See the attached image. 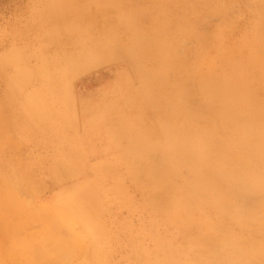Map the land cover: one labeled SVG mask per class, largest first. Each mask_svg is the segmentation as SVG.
Returning <instances> with one entry per match:
<instances>
[{"label": "bare ground", "instance_id": "obj_1", "mask_svg": "<svg viewBox=\"0 0 264 264\" xmlns=\"http://www.w3.org/2000/svg\"><path fill=\"white\" fill-rule=\"evenodd\" d=\"M12 27L11 44L0 52V134H9L0 135V149L11 155L14 144H26L28 117L35 121L47 166L19 162L18 173L24 182L23 174H40L32 187L37 196L59 168L52 158L86 173L91 157L106 156L125 169L130 191L147 199L142 208L150 224L163 228L137 245L138 232L123 228L127 252L135 256L139 249V264H152L154 254L158 264H264V0H30ZM205 56L210 62L201 71L197 62ZM108 65L122 69L123 83L114 90L119 105L82 102L81 134L57 125H67L75 111L74 80ZM59 105L71 114L59 115ZM110 120L119 139L104 131ZM4 179L3 251L16 250L7 241L24 230L33 240L43 235L60 243L50 233L59 234L55 219L38 217L32 207L35 218L27 216L28 206ZM122 179L115 182L118 195L128 191ZM82 181L43 209L62 213L102 246L116 217L104 183ZM39 226L41 234L30 231ZM180 240L184 246L176 251L172 244ZM48 251L39 250L41 259L54 255Z\"/></svg>", "mask_w": 264, "mask_h": 264}, {"label": "rangeland", "instance_id": "obj_2", "mask_svg": "<svg viewBox=\"0 0 264 264\" xmlns=\"http://www.w3.org/2000/svg\"><path fill=\"white\" fill-rule=\"evenodd\" d=\"M29 1L30 0H0V52L6 49L7 47H9L8 45L11 44L8 38V35L10 33L12 34V30H13L12 26L17 21V18L25 15V7ZM209 62H210V56H205L204 58L198 60L197 66L202 71L204 67H207ZM121 70L122 69L117 66L108 65L103 68L93 70L83 76L78 77L76 80H74L69 90V95H70V98H72L75 103V106H76L75 111L71 114L68 109L62 108L61 105H59L56 108V110H58L59 115H67V114L70 115L71 114L70 115L71 120H68L67 125H74L76 128L81 130V116L79 112V107L82 102L92 103L96 105L100 103H104L103 105L106 106L107 108H110V106L115 108L119 105V100L118 101L116 100L115 98L116 95H114L115 94L114 90L115 88L119 86V85L117 86V84L123 83V80L119 81L118 79V76L122 74L120 72ZM119 97L120 96H118V99ZM128 97H129V91L125 92V98H128ZM104 120L106 121L108 119H104ZM56 124L66 125L63 122H58ZM108 124L109 125L113 124V122L110 120ZM37 128L38 127H36L35 121L32 120L31 117H28L27 126L25 128V130H27L28 132L24 134L25 139H26V144H23V142L21 143V146L19 144H14L16 151L14 153L11 152V155L9 152L2 153V150L0 149V172H1L0 174H2L0 175V177L1 179L7 178L8 181L10 180L9 182L11 185L8 184L9 182L4 179L6 183L12 187L14 191L19 193L17 194L13 192V190L12 191L9 190L11 189L9 187L6 188L7 189L6 192L11 191V193L17 194L16 196L28 206L29 208L28 210L30 212L26 211L27 216L29 217L33 216V218H35L36 216L34 215L35 213L33 212L34 214H32V211L34 210L38 217L39 215L42 216L43 214V217L47 215V216H50L52 219H55V221L51 225L52 226L57 225L59 227L58 229L62 232L59 231V234L57 232H52V231L51 232L49 231V232L54 236H57V237L59 236L60 243H57V244L53 243L50 241L49 237L46 239L44 238L45 236L43 235L38 237L37 240H33L34 237L31 239L29 232L27 230L22 229V231L24 230L23 232L25 233H21V236L19 237H17L16 235L15 237L8 239L7 241V242H12V245L15 246V249H16L10 255H7L9 254L8 252L3 251L4 245L0 243V264H77V263H81V264H139L138 258H137V261H135V256L138 257L140 255L139 249L137 250L136 248V253H134L135 256L128 254L126 250L127 249L126 247H130L129 240H128V245L127 243H125L124 246L117 245V244H111L110 251L107 252L111 255V257L109 259L107 257L106 258L104 257V261L100 260L99 259V257H101L100 250L96 253L93 251V249H98V246L95 248L94 245H91L88 242L87 237L85 236V234L82 233V228L76 227L75 225H70L68 221L63 220L62 213H57L56 215H54L53 213H55V210L50 209V207H44L49 210L43 209V205L46 206L44 204L46 200L53 198L55 194L61 191V189L72 188L73 185H70V183L65 184V186L62 185L52 190H47L46 192H40L38 193V196H37V194L34 193V189H32V187L34 186L35 181L36 180L38 181V179L41 178L40 174H39V177L36 175L34 176L30 174H23V175H27V179L25 180V182L22 181L21 176H20L22 173L19 174L20 173L19 162L20 163L22 162V164H25V165L27 164L28 166L29 165H33L35 167L36 166H41V167L47 166V163L43 161L44 159L46 160L47 154L43 150L42 143H40L39 140H37V135H41L40 131L35 133V130ZM0 135L5 136L6 138L9 137V134L6 135V133L4 132ZM11 147L13 148V146ZM92 161L95 162L94 160ZM34 173L37 174L38 171L34 170ZM88 176L91 177L90 175ZM122 176H123V179L121 178L122 184H123L122 187L124 190H128L129 192L130 190H132V187H131L129 176L126 174L125 169L122 170ZM79 182L84 183L82 180L78 181L77 183ZM0 184H1L0 187H2L3 186L2 183ZM13 184H16V185H13ZM106 185H107L106 190L108 193L111 190H114V188L118 187L116 186L113 179H111V177L108 178ZM21 188L25 191L23 190L21 191ZM3 189L4 187L0 190H3ZM32 195L34 198H32ZM134 196H135L134 198H131L135 200L134 204L136 208H135L134 214L129 213L128 210L126 209L118 210L119 208L114 205L111 210L112 212L111 217L112 218L116 217L118 222L125 221L128 224L127 226H130V228L132 227V229L136 230L138 232L136 242L138 243V241H141L142 237L150 238V236L148 235L149 232L156 233L157 232L156 230L160 231L163 228H160L158 224H150L152 218L150 217V214L147 211L143 210L142 208V205L147 199L144 196L139 197V195L136 193H134ZM1 197L3 196L1 195ZM20 197L21 198L23 197V198L21 199ZM111 199L113 200L114 197L113 198L111 197ZM107 204L109 206V203ZM30 207L33 208L32 211H31L32 208ZM61 212H64V210H62ZM15 224L16 223H14V225ZM106 226L109 227L108 225ZM41 229L42 228L40 227L38 230L31 229L30 231L38 232L41 234L42 233ZM45 231H48V229H45ZM66 232H68L69 234ZM27 233L29 234V237L27 235H24L28 237V240L26 241V239L24 240L25 237L22 236V234H27ZM72 235L74 236L75 240H72L73 239ZM177 235L173 234L172 231H169L170 237L177 238L178 237ZM70 237H72V239ZM30 241L32 242V244H29L30 250L27 245L24 244V246H22V243L30 242ZM74 241L75 242L77 241V242L74 243ZM183 241L180 240L178 243L172 244V247L175 248L177 251L178 246H181V245L184 246ZM55 244L57 247L61 245L60 247L62 248H58L57 251L55 252V249H56ZM67 247L69 248L67 249ZM39 250L41 251L49 250L48 252L54 255H49L48 253H46V257L41 259V256L39 255L40 254ZM71 256L74 257L73 260H71L72 259ZM153 257L154 259H152L151 263L158 264V261L155 258L159 259L161 256L156 257L154 254ZM171 259H172V262H174L173 261L174 257H171ZM175 261L179 262L178 258L175 259Z\"/></svg>", "mask_w": 264, "mask_h": 264}, {"label": "crops", "instance_id": "obj_3", "mask_svg": "<svg viewBox=\"0 0 264 264\" xmlns=\"http://www.w3.org/2000/svg\"><path fill=\"white\" fill-rule=\"evenodd\" d=\"M90 125L91 124H89V126ZM65 126L69 127L70 130L74 131L77 134L83 133V129L80 130V129L76 128L74 125H63L62 127H65ZM94 126H97V124H94ZM91 127H92V125H91ZM109 127L107 128V130H104V131H107L108 135H110L112 138L119 139L120 136L118 134V131L117 132L115 131V127L113 125H109ZM92 128L94 130V127H92ZM95 131H97V130H95ZM101 132H103V131H100V129L97 131V133L99 135L101 134ZM118 143L120 144L119 141H118ZM99 149H102V148H99ZM102 154L103 153L101 152L100 155H102ZM124 156H127L126 152L124 153ZM52 159H53L52 162L54 164H56L57 167H59V168L55 169L52 176L46 178L47 183H49V185L42 192H46L47 190H52V189L59 187V186H62V185L65 186V184H69V183H70V185L75 186L78 184L77 183L78 181L84 180L86 178H89V179L99 178L104 183L105 190H106V186H107L106 182H107L109 177H111V179H113L114 182H117L118 177L122 178V174H121L122 171L120 170V168L117 167V164H115V162H113L112 159H107L106 156H99V154L98 155L95 154L94 157H91L89 159L91 169L89 171H87L86 173L82 172L77 166H75V165H73V164H71L65 160H62L58 157H54ZM92 160H94L95 162H93ZM126 161L128 162L127 159H126ZM88 175H90L91 177H89ZM117 190H118L117 188H114V190H111L109 193L106 190V196L105 197H106L107 203H109V207H111V209H112V207L115 205L119 209L116 207H114V208H116L118 210L126 209V210H128L129 213L134 214L135 208H136L135 204H134L135 200H133L131 198L135 197L134 193H136V192H132V191L128 192L127 191L126 195H122V194L118 195ZM136 194H138V193H136ZM55 195L53 198L48 199L46 201L47 202L53 201L55 198ZM111 197L112 198L114 197V199L112 200ZM86 204H87V207L89 208V210L94 212L95 206L93 205V203L88 201V203H86ZM123 224H127V223L124 221L118 222L117 218L112 221V223L110 225L111 226L110 231L107 234V240L105 241V244H102V246L97 245L98 241L97 240L94 241L93 239L90 238V236L88 234H86L88 242L91 245L98 246V248L101 252L100 253L101 257L104 256L105 258L107 257L108 259L111 257V255L109 253H107L110 251V245L111 244H117V245H123L124 246L125 243H127V245H128V240H129V243L131 244L130 237L125 236L122 233V230L124 227L128 228V226H124ZM131 228L130 229L128 228V231H130L133 234V229L131 230ZM136 238H137V236L133 234L132 242L134 243V245H137ZM126 248H127L126 250L129 249L128 247H126ZM106 254H107V256H106Z\"/></svg>", "mask_w": 264, "mask_h": 264}]
</instances>
